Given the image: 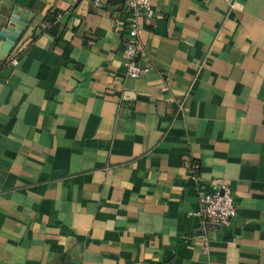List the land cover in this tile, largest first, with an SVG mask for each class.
I'll list each match as a JSON object with an SVG mask.
<instances>
[{"label":"crops","instance_id":"0c3cea01","mask_svg":"<svg viewBox=\"0 0 264 264\" xmlns=\"http://www.w3.org/2000/svg\"><path fill=\"white\" fill-rule=\"evenodd\" d=\"M111 2L0 0V264H264V0H151L138 76Z\"/></svg>","mask_w":264,"mask_h":264},{"label":"built area","instance_id":"2783aa9c","mask_svg":"<svg viewBox=\"0 0 264 264\" xmlns=\"http://www.w3.org/2000/svg\"><path fill=\"white\" fill-rule=\"evenodd\" d=\"M101 0H94L98 4ZM113 8V30L124 33V43L121 50L122 64L125 73L130 76L144 74L149 66L141 64L140 46L138 34L141 30L138 19L141 17L150 18L155 10L151 5V0H114L111 2ZM17 62L16 54H12L9 64ZM197 164L193 165L194 178H199ZM211 189L199 184L198 200L199 207L195 213L199 216L203 225V235L206 236L208 227H227L233 221L238 212L234 195L229 184L224 180L213 181Z\"/></svg>","mask_w":264,"mask_h":264},{"label":"water","instance_id":"95a60500","mask_svg":"<svg viewBox=\"0 0 264 264\" xmlns=\"http://www.w3.org/2000/svg\"><path fill=\"white\" fill-rule=\"evenodd\" d=\"M31 14L16 7L8 19L7 24L0 30V57L3 58L29 22Z\"/></svg>","mask_w":264,"mask_h":264},{"label":"trees","instance_id":"16d2710c","mask_svg":"<svg viewBox=\"0 0 264 264\" xmlns=\"http://www.w3.org/2000/svg\"><path fill=\"white\" fill-rule=\"evenodd\" d=\"M56 11H54L53 13L55 14ZM53 26L49 28V30H52Z\"/></svg>","mask_w":264,"mask_h":264}]
</instances>
